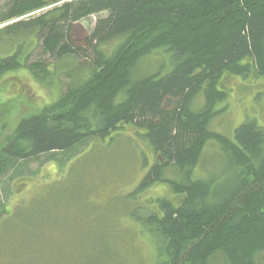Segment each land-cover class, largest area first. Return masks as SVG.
<instances>
[{"label":"trees","instance_id":"16d2710c","mask_svg":"<svg viewBox=\"0 0 264 264\" xmlns=\"http://www.w3.org/2000/svg\"><path fill=\"white\" fill-rule=\"evenodd\" d=\"M101 13L92 32L74 36L76 23ZM23 17L0 35H31L46 59L30 62L34 47L24 63L20 50L0 57V78L21 67L42 82L69 71L59 98L0 144V179L41 155L64 154L65 164L78 146L132 127L155 153L135 191L165 182L176 194L137 217L152 235L155 264H264V128L247 120L233 139L210 130L228 96L225 76L264 78V0H8L0 26ZM160 49L171 71L136 78ZM213 142L232 176L217 188L193 176ZM170 169L180 179H166ZM7 213L1 202L0 219Z\"/></svg>","mask_w":264,"mask_h":264},{"label":"rangeland","instance_id":"374dc122","mask_svg":"<svg viewBox=\"0 0 264 264\" xmlns=\"http://www.w3.org/2000/svg\"><path fill=\"white\" fill-rule=\"evenodd\" d=\"M7 1L0 0V13ZM107 15L76 23L74 36L83 38ZM25 19L10 21L0 29ZM34 40L31 35L1 34L0 57L20 50L24 63L34 47L30 62L42 59L45 56ZM171 68L170 53L160 49L139 63L135 75L164 76ZM68 71L42 82L21 67L0 78V144L23 118L59 98ZM222 84L228 96L216 106L211 132L233 139L247 120H256L264 128V78L229 75ZM204 104L200 94L193 108L198 111ZM134 131L126 127L113 139L80 145L65 164L60 163L65 159L61 153L20 161L17 170L0 179V203L8 211L0 219V264H155L152 235L137 217L152 209L154 200H172L176 194L165 182L135 191L153 165L155 153ZM226 166L220 147L209 143L194 169V179L214 180L217 188L232 177ZM178 175L170 169L165 178L180 179Z\"/></svg>","mask_w":264,"mask_h":264}]
</instances>
